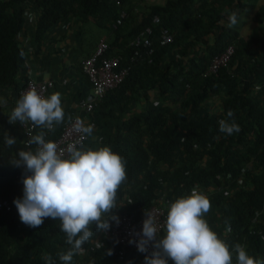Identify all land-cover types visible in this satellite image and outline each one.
I'll return each instance as SVG.
<instances>
[{
  "label": "trees",
  "instance_id": "1",
  "mask_svg": "<svg viewBox=\"0 0 264 264\" xmlns=\"http://www.w3.org/2000/svg\"><path fill=\"white\" fill-rule=\"evenodd\" d=\"M27 1L38 8L33 31L35 54L41 50L51 27L68 14L91 21L98 28L108 27L114 36L106 39L109 50L104 55L119 54L121 65L128 63L129 38L139 28L150 24L153 15L171 30V43L159 45L153 40L151 61L130 63L119 85L107 90L96 102L90 113L93 133L83 146L93 149L109 146L125 161L126 180L117 191V203L121 206L112 213L126 212L136 217L160 196L172 203L190 195L194 187L205 192L209 189L205 195L211 208L205 219L211 229L229 245L230 251L239 243L250 256L264 260L262 20L254 16L258 36L243 38L228 26L232 13L238 18L241 2L237 0L227 4L230 14L213 1L199 0L201 12L196 13L193 11L195 0H165L161 5L149 4L137 24L121 36L119 33L126 29L131 14L126 11V18L114 30L110 24L118 8H124L125 0H119V4L114 0H0V198L23 196L25 169L16 166L12 158L19 150L29 149L22 143L19 121L9 123V113L1 101L6 100L12 111L20 98V89L28 80L25 49L16 39L23 27ZM258 14L264 16V6ZM181 15L185 19L177 26ZM173 28L178 31L175 37ZM188 35H191L194 53L186 56L184 49L176 48V39ZM121 37H127L124 44ZM227 43H233L228 63L209 76H201L212 56L221 52ZM251 46L256 47L255 50L251 51ZM72 67L78 84L69 97V101L74 102L73 107L67 102L62 106L63 123L75 113L77 100L87 96L91 87L76 58ZM151 91L157 97L156 102L150 99ZM185 94L180 108L171 109L163 103L176 102ZM211 95L222 96L218 110H210L207 98ZM139 103H143V108L137 110ZM228 110L234 112L241 128L232 135L219 131L218 121L227 118ZM63 123L55 125L53 131L34 127L32 135L44 131L47 140H52ZM7 134L16 138L11 147L5 142ZM60 223L58 219L45 218L40 227L32 228L21 222L15 203L9 210L1 209L0 264H63L58 254L66 252L70 245L60 230ZM92 230L93 236L82 245V249L91 252L82 257L80 253L75 254L71 264H138L139 260L144 264L148 253L129 251L120 262L113 252L108 255L110 238L104 234L99 238L103 247L95 245L90 250L88 245L100 231L95 225ZM15 239L20 244L12 248ZM46 257H51V261ZM235 258L233 251L234 264Z\"/></svg>",
  "mask_w": 264,
  "mask_h": 264
},
{
  "label": "clouds",
  "instance_id": "2",
  "mask_svg": "<svg viewBox=\"0 0 264 264\" xmlns=\"http://www.w3.org/2000/svg\"><path fill=\"white\" fill-rule=\"evenodd\" d=\"M237 22L236 13H232L228 26L233 27ZM64 116L59 93L45 97L30 88L21 94L8 118L11 124L31 122L33 127L53 131L55 125L63 123ZM226 117L218 121L219 131L227 135L240 132L234 112L228 110ZM74 128L81 134V140L70 144L67 154L58 150L54 141L46 140V133L41 131L25 141L29 150H19L12 158L26 173L23 196L14 200L20 220L32 228L40 227L45 218L61 222L60 230L70 245L66 252L58 254L63 264H71L73 256L82 251V245L93 236V225L106 232L111 227L109 217L119 224V217L112 214V210L119 206L117 191L126 180L125 161L111 147L83 146L81 141L92 135L93 126H85L83 120L77 118ZM5 142L11 147L16 138L7 134ZM32 145H36L34 150ZM210 208L209 198L194 187L190 195L181 196L169 205L162 237L157 234L155 215L144 210L142 232L137 234L136 241L138 251L148 253L144 264H169V261L173 264H234L233 251L235 264H264V260L250 256L239 243L230 251L229 245L205 219ZM96 246L103 247V244L96 241ZM107 254L111 255L112 250L108 249ZM46 259L51 261V257Z\"/></svg>",
  "mask_w": 264,
  "mask_h": 264
},
{
  "label": "built area",
  "instance_id": "3",
  "mask_svg": "<svg viewBox=\"0 0 264 264\" xmlns=\"http://www.w3.org/2000/svg\"><path fill=\"white\" fill-rule=\"evenodd\" d=\"M119 4V0H114ZM126 10L122 7L118 8L114 20L110 24L112 30L120 26L126 18ZM156 40L159 45H166L173 41V33L164 25H161L157 15H153L150 24L139 28L128 40L127 46L131 48L128 55V63L121 65V56L119 54L104 55L109 50V43L106 38H98L95 42L93 50L90 54L79 61L81 72L86 76L91 87L87 96L81 97L77 100L75 105L76 113H74L68 120H66L59 132V134L52 139L57 145L58 150L65 151L70 144L81 140V134L75 131L74 125L77 118L83 120L85 126L91 125L94 127V121L90 119V113L96 102L104 95V93L112 88H115L122 81L124 75L129 69V64L134 62L151 61L153 53L152 41ZM233 53V43H227L223 50L210 59L206 67L201 71V76H209L215 73L220 66L226 65ZM51 79L33 80L28 78L25 85L20 89L19 94L27 91L30 88H35L41 95L46 97L47 90L52 87ZM22 143L33 134L34 127L31 122L21 124L19 122ZM47 130V129H45ZM87 138V137H86ZM82 139V144L86 140ZM47 140V135L45 134ZM36 145H33V150ZM207 192L210 190L207 189ZM207 193L205 191H200ZM14 198H0V210H9L14 204ZM169 203L163 198H159L155 203L143 209L136 217L126 212H119V224L115 221L111 222V227L105 232V235L110 238V247L118 262L122 261L125 254L129 251H135L138 254L145 255L138 251L136 241L139 239L138 233L142 232L143 220L145 219V211L155 215L157 225L159 227L158 236L162 237L164 233L163 225L167 218V211ZM145 210V211H144ZM133 241L130 243L129 241ZM152 250V245H149V252ZM141 264V260H139Z\"/></svg>",
  "mask_w": 264,
  "mask_h": 264
},
{
  "label": "crops",
  "instance_id": "4",
  "mask_svg": "<svg viewBox=\"0 0 264 264\" xmlns=\"http://www.w3.org/2000/svg\"><path fill=\"white\" fill-rule=\"evenodd\" d=\"M148 4L156 3L149 2ZM37 15L38 8L33 4L32 1H27L25 3L23 27L16 36V39L24 46L25 49L27 76L28 78L33 80H44L47 78L51 79L53 82L52 87L47 90L46 97L50 96L53 93H59L62 106L65 104V102H67L69 103L68 105L70 107H73L74 102L71 103L69 101V97L71 96V94L73 95L75 93V86L78 84V80L76 79L75 69H73L72 65L75 58L76 60H78V58L80 59V54L76 53L74 55L72 54V52H70L68 55L66 54L67 57L64 56V59L62 60V66L60 63H57L56 60L61 58L59 55L64 54V41L67 42L73 38L72 36L76 37L80 34L81 35L77 40L81 42L80 44H83L82 49L85 52L84 54H86L88 48L84 45L88 41L85 38L87 37V33L84 32L83 29L84 27L91 28L92 25L88 21L80 20V18L75 16L74 14H68L60 18L47 33L45 40L42 42L41 50L39 51V53L35 54L33 31ZM251 25L255 28L257 27V24L254 21L251 22ZM94 34H98L99 38L103 37L106 39H110V35L105 32L97 31L96 33L94 32ZM96 41L97 39L94 38V44ZM91 49L88 52H90ZM1 102L5 106V111L10 114L11 108L9 103L6 100H2ZM74 111L76 113V110Z\"/></svg>",
  "mask_w": 264,
  "mask_h": 264
},
{
  "label": "rangeland",
  "instance_id": "5",
  "mask_svg": "<svg viewBox=\"0 0 264 264\" xmlns=\"http://www.w3.org/2000/svg\"><path fill=\"white\" fill-rule=\"evenodd\" d=\"M210 1L211 2L213 1L214 5L220 6L222 11H226L228 14H230V11L227 8V4H231L234 0H232V1L231 0H207V2H210ZM237 1L241 2V8L238 9V18H237L238 22L236 25H234L231 28L237 30L239 33V36H241L243 38H246L248 36H258L259 35L258 30L251 25V22H253V21L256 22L254 19V16H256L262 20L261 24L264 26V16H261L262 14H258L260 7L264 6V0H242V1L237 0ZM149 2L161 4L164 2V0H125L124 8L126 9L127 13L131 14V15H130V18L128 19L127 23H126L127 24L126 29L120 31V33H119V34H121V36L123 34L126 35V33L129 31V29L132 26L136 25L137 22L140 20V16L147 12V10H148L147 6L149 5L148 4ZM198 3H199V0H195L194 4H193V11L196 13L201 12V8H199ZM180 18L177 19V22H176L177 26H179L180 22L183 19H185V16L181 15ZM88 22L92 25V27L91 28L84 27V29H83L84 32L87 33V37H85V38L87 39L88 42L84 45L85 47L88 48L87 52L92 48V46L94 44V38L95 39L99 38V35H98L99 33L95 35L94 32L95 33L97 31L98 32H105V33L110 35V39L112 38V36H114V33L108 27L98 28L91 21H88ZM256 24H258V23L256 22ZM108 25H109V22H108ZM173 31H174V37L176 35H178V31L176 28H173ZM79 32H80V27H79ZM80 35L76 36V37L72 36L73 38L67 42L64 41V44H65L63 46L64 50H65L64 54L59 55L61 58L56 60V62L60 63L61 66H62V60L64 59V56H66V54L68 55L70 52H72V54H74V55L76 53H79L80 54V55L78 54L80 57V59L78 58L79 61L84 57L85 52L82 49L83 44H80L81 42L79 40H77V39H79ZM125 40H127V37H121V44H124ZM176 41H177V45H176L177 47L176 48L177 49L178 48L184 49V51L187 54L186 56H189L192 52L194 53V47H193V45L191 46V44H190L191 35H188L183 39H176ZM201 47L203 49V46H201ZM255 48L256 47L251 46L250 50L253 51V50H255ZM61 52H63V51H61ZM199 52H197V53H199ZM171 53L174 54V49L172 50ZM185 57H183V58H185ZM255 88H257V87H255ZM187 93L188 92L186 91V94ZM186 94L184 96H182V98H180L176 102L166 100V101H163V103L165 105L169 106L171 109L180 108L181 102L183 100H185ZM150 99L154 102L157 101V97H156L154 91L150 92ZM221 100H222L221 95L209 96L207 98V102L210 106V110H212V111L218 110L220 108V105H221ZM142 108H143V103H139L138 107H136L137 110H140ZM159 198H162V197L160 196ZM120 206H121V204L119 203L118 208H120ZM117 213H119V211H115L112 214H117ZM109 222H110V224L112 222L110 217H109ZM103 234L105 235V231H102V230H100L99 232H97L95 234V237L91 240L90 245H88V248L90 247V250H91V248H93L96 245V241H99L100 236ZM19 244H20L19 240L15 239L14 243L12 245V248H17V246H19ZM90 252L91 251H89V250L87 252L84 249H82V251L80 252V257L84 256L85 254H89ZM77 264H79V263H77ZM138 264H140V262H138Z\"/></svg>",
  "mask_w": 264,
  "mask_h": 264
},
{
  "label": "water",
  "instance_id": "6",
  "mask_svg": "<svg viewBox=\"0 0 264 264\" xmlns=\"http://www.w3.org/2000/svg\"><path fill=\"white\" fill-rule=\"evenodd\" d=\"M87 97H88V98H90L91 96H90V95H88Z\"/></svg>",
  "mask_w": 264,
  "mask_h": 264
}]
</instances>
